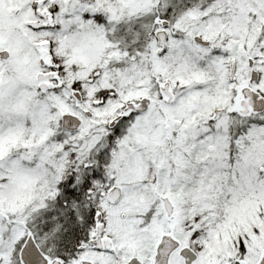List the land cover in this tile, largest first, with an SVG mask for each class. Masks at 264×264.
<instances>
[{
  "label": "snow or ice",
  "instance_id": "6c2138e0",
  "mask_svg": "<svg viewBox=\"0 0 264 264\" xmlns=\"http://www.w3.org/2000/svg\"><path fill=\"white\" fill-rule=\"evenodd\" d=\"M0 264H264V0H0Z\"/></svg>",
  "mask_w": 264,
  "mask_h": 264
}]
</instances>
